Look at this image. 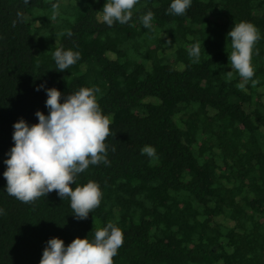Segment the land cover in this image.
<instances>
[{
	"label": "trees",
	"instance_id": "16d2710c",
	"mask_svg": "<svg viewBox=\"0 0 264 264\" xmlns=\"http://www.w3.org/2000/svg\"><path fill=\"white\" fill-rule=\"evenodd\" d=\"M103 3L0 0V264H38L48 238L91 239L109 221L123 232L113 264H264V0H192L183 15L166 14L170 0H138L128 23L110 27L97 19ZM53 4L66 17L54 18ZM147 10L151 29L139 20ZM241 20L261 36L256 83L244 90L227 62L226 33ZM200 42L194 63L187 49ZM61 46L80 52L62 71L52 57ZM41 84L61 100L97 87L111 118L109 163L76 178L102 191L85 219L56 190L28 203L4 190L13 122L48 112Z\"/></svg>",
	"mask_w": 264,
	"mask_h": 264
},
{
	"label": "clouds",
	"instance_id": "9594fccd",
	"mask_svg": "<svg viewBox=\"0 0 264 264\" xmlns=\"http://www.w3.org/2000/svg\"><path fill=\"white\" fill-rule=\"evenodd\" d=\"M138 0H104L99 9L98 21L112 26L125 24L131 20L133 8ZM192 0H170L166 14L183 15ZM53 7V17L58 14V6ZM146 29L153 27L154 13L147 10L139 16ZM71 36V31H67ZM231 52L227 62L230 69L241 78L237 87L245 89L254 77L252 56L254 46L261 38L258 28L251 22L241 20L228 29ZM201 42L187 49L192 61L200 62ZM57 70L68 69L80 59V52L73 48L57 47L52 52ZM233 71H227V78H233ZM44 87L43 84L36 90ZM47 114L37 109L35 123H28L21 117L13 122L14 143L6 151L3 176L6 178L4 190L24 203L46 196L56 190L61 200L69 199L75 219H85L89 212L101 203L102 191L94 180L76 183L78 174L90 164H108L106 137L110 134L111 118L102 112L98 103L97 87H80L65 95L56 87H44ZM142 154L157 158L154 146L145 144ZM4 209L0 207V215ZM123 243V232L119 226L109 221L97 227L91 239L88 236L74 237L68 244L62 238L47 239L38 264H113V257Z\"/></svg>",
	"mask_w": 264,
	"mask_h": 264
},
{
	"label": "rangeland",
	"instance_id": "374dc122",
	"mask_svg": "<svg viewBox=\"0 0 264 264\" xmlns=\"http://www.w3.org/2000/svg\"><path fill=\"white\" fill-rule=\"evenodd\" d=\"M77 10H74V11H70V13H76ZM59 16L58 17H66L65 14L67 13L65 10H62V11H59ZM72 18H73V15H72ZM59 21V20H58Z\"/></svg>",
	"mask_w": 264,
	"mask_h": 264
}]
</instances>
